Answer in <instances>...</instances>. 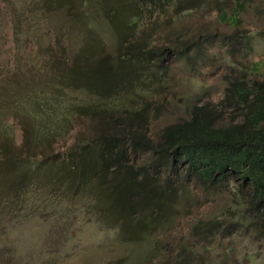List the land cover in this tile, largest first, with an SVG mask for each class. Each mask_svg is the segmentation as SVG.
<instances>
[{"label": "trees", "instance_id": "1", "mask_svg": "<svg viewBox=\"0 0 264 264\" xmlns=\"http://www.w3.org/2000/svg\"><path fill=\"white\" fill-rule=\"evenodd\" d=\"M203 2L0 0V19L10 28L6 35L0 27V264H56L55 245L90 219L113 230L107 247L121 248L107 264H152L158 257L153 237L189 208L193 185L206 198L225 197V206L191 226L206 243L198 249L180 243L160 264H237L210 255L212 243L240 231L264 241V76L228 61L216 103L187 106L186 118L165 124L153 138L147 134L146 94L167 86L171 56L200 51L201 34L156 46L142 21L156 12L160 27V15L174 21ZM226 2L218 0L217 12ZM58 14L62 19L50 23ZM100 24L112 51L104 48ZM233 26L204 38L219 36L230 55L242 37L250 48L244 30ZM257 32L264 36V25ZM87 118L88 131H77L58 150L73 122ZM32 217L44 228L42 250L20 254L8 229Z\"/></svg>", "mask_w": 264, "mask_h": 264}, {"label": "rangeland", "instance_id": "2", "mask_svg": "<svg viewBox=\"0 0 264 264\" xmlns=\"http://www.w3.org/2000/svg\"><path fill=\"white\" fill-rule=\"evenodd\" d=\"M203 1L205 2L201 8L184 12L174 21H168L166 15H160L158 18L160 27L154 24L158 16L156 12L149 17L146 15L142 21L140 28L150 32L151 43L156 46L172 43L170 41L175 36L182 35L181 39L185 41L191 34L194 39L196 35L201 34L197 38L201 41L200 51L193 54V49L190 48L186 53L193 54V57L188 58L171 56L165 62L168 66L167 86L151 95L146 94V98L151 102L147 110L146 127L147 134L151 138L155 137L165 124L186 118L187 106L204 102L216 103L222 95L224 85L221 77L229 71L228 61L245 62L259 75V78L264 76V36L257 32L264 25V9L259 13L251 7L252 4H257L258 8H264V0H248L250 5L243 0H226L225 8L220 12L216 10L218 0ZM61 19V14L53 15L49 22ZM233 25L244 30L241 34L249 37L250 48L243 43L246 39L242 37V44H237L235 47L237 50L230 55L227 51L228 46L222 45L219 36L216 35L210 41L204 38V35L217 33L216 31L230 33L235 28ZM0 27L6 35H9L7 18L0 19ZM98 29V34L104 40L105 50L112 51L113 40L107 30H104L102 24L97 27V31ZM8 39L9 36L5 40V51ZM29 44L31 45L27 40V46H30ZM155 106H159V112L156 114L153 111ZM227 111L222 114V122H225L229 116ZM90 125L92 120L88 118L75 120L66 141H59L56 148L62 150L77 131L85 133ZM14 139L16 143L21 140L16 126H14ZM192 188L195 196L189 208L186 211L179 210L178 214L167 221L153 237V244H157L158 257L152 258V264H160L158 261L161 259L164 262L170 260L180 243L186 242L193 249H198L200 243H206L202 236L191 233V226L196 220H204L217 214L224 208L227 199L222 196L206 198L199 187L193 185ZM112 235L113 230L98 226L93 219L78 221L73 236L55 245L58 251L56 264H107L117 254V250L121 249L117 245L112 249L107 247ZM8 237L18 253L35 254L42 250L44 228L37 217H32L10 227ZM217 254L221 259L228 258L237 264H264V241L255 240L251 234L240 231L228 238L215 240L210 246V255Z\"/></svg>", "mask_w": 264, "mask_h": 264}]
</instances>
